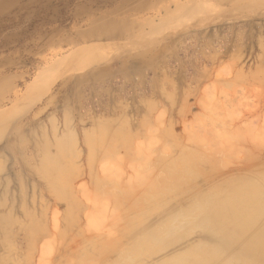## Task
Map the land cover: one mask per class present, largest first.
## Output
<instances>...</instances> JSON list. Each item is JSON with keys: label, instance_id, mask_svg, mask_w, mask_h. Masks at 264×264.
I'll return each instance as SVG.
<instances>
[{"label": "rangeland", "instance_id": "1", "mask_svg": "<svg viewBox=\"0 0 264 264\" xmlns=\"http://www.w3.org/2000/svg\"><path fill=\"white\" fill-rule=\"evenodd\" d=\"M124 1L0 0V264H230L261 236L225 240L264 171V0ZM202 202L215 222L164 236Z\"/></svg>", "mask_w": 264, "mask_h": 264}, {"label": "bare ground", "instance_id": "2", "mask_svg": "<svg viewBox=\"0 0 264 264\" xmlns=\"http://www.w3.org/2000/svg\"><path fill=\"white\" fill-rule=\"evenodd\" d=\"M105 2H111L112 0H104ZM115 1H117V0H115ZM129 1H131V0H128V1H124L123 3H121L120 5H119V7L116 9V10H114L113 12L114 13H116V14H118V13H120L121 11H123L125 8H126V6L129 4ZM136 1H138V0H134V2H136ZM140 3L139 4H137V5H133L131 8H130V10L129 11H131L132 13H138L139 12V8H140ZM174 5V4H173ZM175 6H176V4H175ZM175 8V7H174ZM6 12V11H5ZM181 13V12H180ZM112 14V13H111ZM168 18H169V16H168ZM102 21H103V19H101ZM101 21V22H102ZM98 22V21H97ZM99 23V22H98ZM95 24H97V23H95ZM125 24H119L118 25V27H117V29L116 30H114V31H112V32H106V33H98L97 34V32H96V34L95 33H93V34H90L91 36H95V37H97V38H100V39H102V38H105V39H109V40H111V41H113V40H117V39H120L121 38V36H122V32H123V26H124ZM91 26H93V24L91 25ZM135 26V25H134ZM156 30L158 29V28H155ZM156 30L154 31V33L156 32ZM138 37V36H137ZM123 38V40H124V38H125V36L124 37H122ZM132 38V37H131ZM94 39H92L91 41H93ZM104 40V39H103ZM102 40V41H103ZM121 40V39H120ZM85 41V40H84ZM90 41V40H89ZM97 40H95V42H96ZM108 41V40H107ZM99 42V41H98ZM116 42V41H115ZM94 47V46H93ZM90 48V47H89ZM92 48V47H91ZM92 49H96V48H92ZM91 49V50H92ZM88 50V49H87ZM81 51V50H80ZM89 51V50H88ZM87 51V52H88ZM93 51H95V50H93ZM131 51V50H130ZM129 52V51H128ZM84 53H86V52H83L82 54H84ZM97 54H98V52H96ZM95 53V54H96ZM81 54V53H80ZM94 54V55H95ZM90 55H91V53H90ZM92 55H93V53H92ZM61 56V55H60ZM99 56V55H98ZM97 56V57H98ZM95 57H96V55H95ZM94 57V58H95ZM88 58V57H87ZM89 60H91L92 61V59H90L89 58ZM97 60V59H96ZM81 61V60H80ZM95 64V63H94ZM100 64V63H99ZM73 66V65H72ZM81 66V65H80ZM79 66V67H80ZM52 67V66H51ZM76 67V66H75ZM90 67H92V66H90ZM89 67V68H90ZM94 67V66H93ZM77 70V69H76ZM75 70V71H76ZM114 76V75H113ZM44 78V76H42V74L40 75V77L39 78H37V80H36V82H35V84L33 85V88L36 86V84H38L39 82H41L42 81V79ZM111 79V78H110ZM82 82H83V79H79L78 81H77V83L78 84H82ZM133 83V82H132ZM133 91V90H132ZM15 93H16V91H15ZM99 93V92H98ZM99 95V94H98ZM139 95V94H138ZM19 98V97H18ZM20 100V99H19ZM19 100H16L15 99V104H16V102H18ZM14 102H12V103H14ZM72 102V101H71ZM21 103V102H20ZM20 103H19V105H20ZM17 105H18V103H17ZM13 107H14V104H13ZM103 107V106H102ZM15 108V107H14ZM16 110H13V111H17V109H19L18 107L17 108H15ZM11 110V109H10ZM20 110V109H19ZM12 111V112H13ZM25 111V110H24ZM20 111H18V113H19ZM108 112V111H107ZM22 113H23V111H22ZM10 114V113H9ZM16 114H17V112H16ZM8 115V114H7ZM14 115H15V113H14ZM5 117H6V115H5ZM19 117V116H18ZM6 119V118H5ZM2 122V121H1ZM7 123V122H6ZM5 123V124H6ZM4 125V124H3ZM3 136H4V134H3ZM4 138V137H3ZM34 146V150L35 151H37L40 147H38L36 144H34L33 145ZM0 149H2V147H0ZM3 151H5V152H7V153H10V154H14V152H15V150H14V148H8V147H6V146H4V148H3V150H0V154H1V152H3ZM22 165L23 166H25V167H23V168H26V166H27V162L26 161H22ZM252 179L254 180V181H251V182H249L247 185H244V187H240L239 188V191H243V195L244 196H240V202H238V203H234V202H232L231 200L230 201H226V203H228L229 205L230 204H232V205H238V208H239V210L236 212V215H235V217H234V221L235 222H233V224H231L230 225V232H229V235H228V237H226L225 238V240L228 242V243H232V242H234V240L236 241L237 239H239V238H236V237H241L242 236V234H244L245 233V231H244V225H246V226H249V225H251L250 226V228H249V232L250 231H252V230H256L257 232H261V236H259V237H257V239H256V241H255V243L254 244H252V245H250L249 246V244L250 243H245L244 244V246H238V247H240V252H237V254H235L236 253V251L234 252V253H232V254H234L233 256H234V258H233V260L232 261H229V263L230 264H264V197H262L261 196V194L260 193H262V191H264V189L261 191V189L264 187L263 185H261V189H260V185H259V183L258 182H256V180L258 181V180H262L263 182H264V171H262L259 175H258V177H257V175L255 174V176L253 177L252 176ZM243 181V180H242ZM258 183V184H257ZM255 185V186H254ZM4 190H6V188H4ZM246 191H247V193H246ZM261 191V192H260ZM234 193V192H233ZM264 193V192H263ZM2 198L3 199H5V196L4 195H2ZM2 198H0V199H2ZM236 200H238V199H236ZM206 201V200H205ZM3 204V201H0V205H2ZM201 206H205L204 207V209H203V214L206 216L204 219H199V220H197V214H195L194 213V211H192L191 210V208L190 209H186V208H184V209H179V210H175V212L173 213L174 215L171 217V218H169V220H168V223L166 222V225L165 226H160V225H157V226H160L159 228H158V230L162 227L163 228V230H161L162 232H164V236L165 235H176L177 233H179V232H182V230L183 229H185V228H187V226H189L190 224H194V223H198L199 224V227H201V225L200 224H202V225H204V228L208 225V223L210 222H212L213 223V221L217 218V217H219L220 216V211H219V209L218 210H215L214 211V209H212V206H210V204H208L207 202H202V204H201ZM234 207V206H233ZM235 209V208H234ZM119 210V209H118ZM206 210V211H205ZM236 210V209H235ZM206 219V220H205ZM218 219V218H217ZM216 219V220H217ZM215 220V221H216ZM253 220H255V223H257V224H255L254 225V223H253ZM3 220H1V222H2ZM214 221V222H215ZM0 222V225L2 224ZM200 222V223H199ZM211 223V224H212ZM113 224V223H112ZM164 225V224H163ZM151 226V225H150ZM149 227V226H148ZM116 228V227H115ZM114 228V229H115ZM145 229H147V228H145ZM149 229H150V227H149ZM155 228H153L152 230H154ZM142 230H144V229H142ZM141 230V231H142ZM156 230V229H155ZM158 230H156V231H158ZM138 231V230H137ZM109 232V231H108ZM112 232V231H111ZM136 232V231H135ZM134 232V233H135ZM141 233V232H140ZM221 234L222 233H224L223 232V230H221V232H220ZM133 234V233H132ZM143 235H142V237L140 238V239H148L149 237H150V234L151 233H149V231L147 232V233H145V231L142 233ZM38 235H39V237H41L42 236V234H41V232L40 231H38ZM257 235V234H256ZM130 236L132 237V235L130 234ZM136 236H138V235H136ZM213 236V235H212ZM127 237H129V235L127 236ZM195 238H196V235L194 236ZM201 237H203V236H201ZM206 237H207V240L206 241H204L205 242V244L204 243H199L197 246H194V247H192V248H200V249H206L208 252H215V253H217L220 249H222V246H223V242H222V238H220V237H218V241L216 240V238L214 237V239H215V241H210V239H209V237H208V235H206ZM137 237H135L134 239H136ZM129 239H130V237H129ZM133 239V238H132ZM131 239V240H132ZM138 239V238H137ZM137 239H136V241H137ZM231 239H232V242H230L231 241ZM126 240V239H125ZM131 240H130V242H129V244L131 243V245H132V242H131ZM145 240L143 241V242H145ZM128 242H126V243H128ZM134 242H135V240H134ZM171 242V241H170ZM179 241H175V242H171V243H169V244H171V246H175V244H177ZM117 242H111V240H110V242L108 241L106 244H107V248L109 247V249L110 248H114L115 250L118 248L117 246H114L115 244H116ZM125 243V244H126ZM142 243V242H141ZM130 245V246H131ZM134 245V244H133ZM132 245V246H133ZM104 246H106L105 244H104ZM123 246H125L126 247V245H123ZM128 247V246H127ZM237 247V248H238ZM123 248V247H122ZM176 248V247H175ZM185 248V247H184ZM126 249V248H125ZM127 250V249H126ZM125 250V251H126ZM178 250V249H177ZM121 251V250H120ZM170 251V250H169ZM243 251V252H242ZM167 253V252H166ZM117 254H121V253H117ZM102 257H100L101 258V262H104L105 261V263L104 264H107V263H110L112 260H114V258H112L111 259V257H110V260H108L109 259V257H107V256H104V255H101ZM116 257H119L118 255H116ZM123 257V256H122ZM158 257H160V256H158ZM222 257V256H221ZM166 258V257H165ZM170 260H168V261H166L165 263L166 264H182L183 262H178L179 261V256H176V257H172V258H169ZM216 259V258H215ZM108 260V261H107ZM153 260V259H152ZM151 259H150V262L152 261ZM219 260V259H218ZM149 262V261H148ZM163 262L164 261H159L158 263H156V264H163ZM197 262H199V263H202V262H204V260L202 259V257L200 256V253H197L196 255H194L193 256V258H192V262H190V263H187V264H194V263H197ZM216 262V261H215ZM214 262V263H215ZM97 263V262H96ZM211 264V263H210Z\"/></svg>", "mask_w": 264, "mask_h": 264}, {"label": "crops", "instance_id": "3", "mask_svg": "<svg viewBox=\"0 0 264 264\" xmlns=\"http://www.w3.org/2000/svg\"><path fill=\"white\" fill-rule=\"evenodd\" d=\"M159 1H161V0L155 1V3H159ZM162 1H163V0H162ZM152 7L154 8V11L158 9V12H160V13L162 12V10H160V8L163 7V6H161V7H157L156 5H154V6H152Z\"/></svg>", "mask_w": 264, "mask_h": 264}]
</instances>
